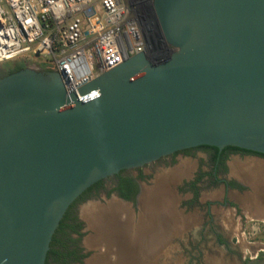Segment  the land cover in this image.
Here are the masks:
<instances>
[{
    "label": "water",
    "instance_id": "obj_1",
    "mask_svg": "<svg viewBox=\"0 0 264 264\" xmlns=\"http://www.w3.org/2000/svg\"><path fill=\"white\" fill-rule=\"evenodd\" d=\"M148 54L68 96L32 68L0 78V264H46L98 180L195 146L264 155V0H153Z\"/></svg>",
    "mask_w": 264,
    "mask_h": 264
},
{
    "label": "flooded vegetation",
    "instance_id": "obj_2",
    "mask_svg": "<svg viewBox=\"0 0 264 264\" xmlns=\"http://www.w3.org/2000/svg\"><path fill=\"white\" fill-rule=\"evenodd\" d=\"M73 204L46 264H159L176 256L185 264H246L253 245L246 230L264 227V155L185 148L106 176Z\"/></svg>",
    "mask_w": 264,
    "mask_h": 264
},
{
    "label": "built area",
    "instance_id": "obj_3",
    "mask_svg": "<svg viewBox=\"0 0 264 264\" xmlns=\"http://www.w3.org/2000/svg\"><path fill=\"white\" fill-rule=\"evenodd\" d=\"M152 0H0V66L56 73L68 96L126 60L148 54ZM264 234V227H257Z\"/></svg>",
    "mask_w": 264,
    "mask_h": 264
},
{
    "label": "rangeland",
    "instance_id": "obj_4",
    "mask_svg": "<svg viewBox=\"0 0 264 264\" xmlns=\"http://www.w3.org/2000/svg\"><path fill=\"white\" fill-rule=\"evenodd\" d=\"M31 66V65H30ZM32 67V66H31ZM33 68V67H32ZM259 225H253L246 230V237L249 242H252L251 254L247 256L246 264H264V234L259 233L258 230H255ZM179 249L176 247L175 254H179ZM173 263L167 259H162L159 264H185L183 260L177 258ZM207 264H214L213 261H207Z\"/></svg>",
    "mask_w": 264,
    "mask_h": 264
},
{
    "label": "trees",
    "instance_id": "obj_5",
    "mask_svg": "<svg viewBox=\"0 0 264 264\" xmlns=\"http://www.w3.org/2000/svg\"><path fill=\"white\" fill-rule=\"evenodd\" d=\"M12 65H13V62H12V63H11V62H9V63H5V64H3V65L0 66V69L3 68V67L10 68L9 71L6 73V75H9V74H12V73H15V72H18V71L22 70L23 67L25 66V64H24L23 62H21V63L19 64L18 67H15L14 69L11 70V66H12ZM0 77H1V76H0ZM73 206H74V204L71 205V207H73ZM66 218H67V217H66ZM66 218L64 217L63 220L60 222V225H59L57 231H59V230L65 228V226H66V225H65V220H66ZM57 231H56V232H57ZM55 234H56V233H55ZM55 240H56V239H55V235H54L52 243L55 242ZM51 246H52V244H51Z\"/></svg>",
    "mask_w": 264,
    "mask_h": 264
}]
</instances>
